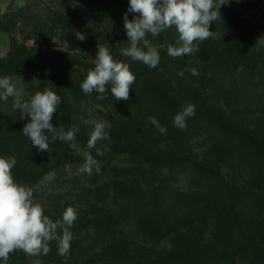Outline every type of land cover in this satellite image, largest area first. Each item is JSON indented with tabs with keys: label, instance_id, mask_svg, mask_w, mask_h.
I'll use <instances>...</instances> for the list:
<instances>
[{
	"label": "rangeland",
	"instance_id": "obj_1",
	"mask_svg": "<svg viewBox=\"0 0 264 264\" xmlns=\"http://www.w3.org/2000/svg\"><path fill=\"white\" fill-rule=\"evenodd\" d=\"M98 1L100 2L95 0H0V28L5 27L7 23L10 26L9 32L0 31V78L11 77L12 83L21 93L22 100H27L37 92L34 89L42 73L35 72L34 69L24 70V74L20 77L14 70L13 65L16 62L11 52L13 39L20 44L25 42L30 48L36 47L38 51L36 57L41 56L37 60L36 67H41L40 62L52 63L54 67L50 72L56 77H68L74 71L77 75V70H74L76 66L88 72L94 67L97 45L91 50L82 51L83 49L79 47L84 45V41L80 36L73 34V25H65V28L62 27L60 30L57 26L58 18L70 17L72 12L78 9L81 14L86 15V19L87 17L97 19L102 15L104 6L109 5L112 7V18L104 23L105 27L103 24L98 29L99 33L102 31L104 33L97 44L110 50V39L107 35L116 32L126 36L120 45L123 48L129 47L123 21L126 13L129 20L135 15L127 11L129 0ZM6 20L12 21L13 26ZM253 32L255 27L251 26L225 35H213L212 38L203 42H197L199 52L195 55H186L182 58H172L167 54L166 47H160L165 42L175 44L178 33L174 26L156 37L149 34L147 38L158 50L160 56L157 69H150L141 62L137 64L121 60L129 65L130 71L136 77L129 93L130 98L126 101H116L109 88L106 98L98 100L99 94L94 91L90 96L88 95L90 98L82 106V114L79 115L78 120L79 127L90 135L95 123L105 119L111 122L112 128L121 123L130 125L135 117L145 116L149 112L156 113L162 121L165 118L161 111H168L167 114L171 117L172 114L169 112L172 111L171 109L163 106L164 108L160 110L156 106V103L162 100L161 95L168 92L169 86L162 79L165 71L169 69L171 72L178 69L182 73L190 72L192 75L191 69L187 68L188 65L194 67L200 60L203 64L197 68L194 67L199 72L197 76L200 78L201 75L210 74L211 76L212 73L223 71L220 65L227 61L245 67L263 68L264 46H261L259 36ZM30 35L32 39L27 40ZM140 46L143 47L142 44ZM48 50L50 55L45 54ZM55 50L61 55H52ZM241 79L243 81L247 79V82L252 84L263 81L262 78H251L247 74H244ZM133 92L138 95H133ZM193 95L199 98H195L191 104L195 105L196 111H200L199 113L205 116L202 122L192 126H189L188 121L191 118L186 120V129L190 128L192 133L184 129L186 139L190 140L185 147L187 153L193 156L179 154L180 158L183 156L189 158V161L182 158L189 163L165 167L160 179L165 190H173L179 194L187 217L189 216L195 224L187 230L153 242L145 239L147 234L143 224L132 229L128 225L132 233L138 234L127 236L124 240L122 238L109 240L113 232L108 233L105 226L92 228L86 234L80 233L81 241L73 252H69L66 257L59 255L53 264H166L167 262H158L165 257L174 254L182 255V253L189 261L191 260L192 264H224V260L219 259V255L222 253L233 255V250L223 247L222 239L225 237L229 239L231 230L235 227L233 220L229 218L233 214L232 205L241 203V198L248 203V200L260 196L261 188L252 185L250 173L243 167L245 161L242 153L252 144L264 147V116L255 114L254 111L244 112L241 108L217 105L216 102L206 100V97L198 93ZM185 101L186 99H183L179 105L174 103L172 108L177 109H174L173 113L175 110L182 111L186 106ZM183 102L184 106H181ZM12 104V97H9L7 101L0 100V157H15L17 163H26L28 167L39 172L41 181L34 200L41 203L44 209L59 211L61 218L64 210L71 206L78 213L75 222L82 221L85 225L99 226L106 224L117 228L121 226L125 229L129 224L126 216L129 209L133 205L142 209L143 204L148 203V194L155 185L150 176L151 172L145 170V157L152 149L160 145L156 144L155 147V139L141 131L146 124L133 122L131 126L125 127L129 128L126 142H121L117 138L113 139L110 132V140L98 141V145H109L108 148L114 150V156L108 166H101L99 173L93 170L89 176L78 171L84 159L78 160L79 148L75 144L55 141L50 144L48 153L33 147L22 133V128L30 117L21 119V113L19 110H13ZM132 105H134L133 112L129 115L126 111L128 106ZM173 119L174 116L171 123ZM220 124L226 129H221ZM166 139L168 138L162 140ZM214 144L215 147H213ZM124 152L127 154H122ZM165 155L166 152L160 157L166 159ZM106 163L103 162L101 165ZM194 164L209 168L215 182L208 183L199 179V176L195 174L197 170ZM198 187L204 190L199 191L196 189ZM245 207L242 213L246 218L242 220L243 236H239L238 239H241L243 243L249 242V235L253 231L251 215L248 214L249 209ZM49 257V255H41L30 257L29 260L34 263L36 259H40L43 263H48ZM236 263L250 264L241 258H238Z\"/></svg>",
	"mask_w": 264,
	"mask_h": 264
},
{
	"label": "trees",
	"instance_id": "obj_2",
	"mask_svg": "<svg viewBox=\"0 0 264 264\" xmlns=\"http://www.w3.org/2000/svg\"><path fill=\"white\" fill-rule=\"evenodd\" d=\"M95 2L100 1L95 0ZM219 11L221 14V20L212 22L209 26V31L214 32V35H225L254 26L255 32H253V34L258 35L260 39H264V0H229V3L222 5ZM111 12L112 7L106 5L102 10V15L97 19L94 17H87L86 19V15L81 14V12L76 9V12H72L70 17H59L57 26L60 30H62V27L65 28V25H73V34L80 36L84 41V45L79 48H82V51L86 52L87 50L94 48L99 42L98 40L100 36L103 35L104 31L99 33L98 29H100L107 20L112 18ZM6 21L10 22L13 26L12 21ZM105 26L106 25L104 24V27ZM9 28V23H7L5 24V27L0 28V31L9 32ZM119 34L120 33L114 32L107 35L109 36L108 39H110V53L114 60L120 62L121 60H128L131 63L140 64V62L133 61L131 58H128L119 52L120 49L123 48V46L120 45L121 41L126 38L125 35ZM31 39L32 35H30L27 40ZM116 45H118L117 48ZM49 51L50 50L46 51L45 54L50 55L51 53ZM11 52L12 55H14V62H16V64L13 65L14 70L19 73L20 77L24 74V70L34 69L35 72L42 73V77L39 79V83L34 90L42 92L45 87H48L61 97V103L59 104L51 122H53L55 127H63L65 130H68L73 126H76L79 129L76 133L74 143H69L75 144L79 148V152L77 151L79 153L78 160L82 161L84 158L80 153L87 150V141L90 136L83 132L78 125L79 115L82 114V106L86 101H88V98H90V95H85L80 88L81 83L87 75V70L80 66H76V68H73L74 70H77V75H75L74 71V73L70 74L68 77L60 76V78L50 72V70L54 67L52 63L44 64L40 62L39 66L41 67H36L38 66L37 60L41 57H36V54H38L36 47L30 48L25 42L20 44L18 41L13 39ZM54 54L60 53L55 50V53H52V55ZM198 61L199 63L194 66L195 68L203 64L200 60ZM194 67L188 65L187 68L193 69ZM220 67L223 71L212 73L211 76L210 74L201 75L200 78L197 75H190V72H185L183 73L184 75H179L181 72L178 69H175L172 72L170 69L165 71V76L162 80L169 86L167 88L168 92L161 95L162 100L158 101L156 106L160 110L164 108L163 106L171 109L172 111H169L172 114L171 117L168 116V111L165 110L161 111L165 118L164 121L160 120L156 113L153 114L152 112H149L142 117L137 116L134 121H131V124L133 122L146 124L141 131L147 136L149 135L152 137V139H155V147L156 144L165 145L163 148L157 146L152 149L149 155H146L147 157H145V170L147 169V171L151 172V179L155 183L152 191L148 194V203L143 204L142 209L135 205L129 209V212L126 214L129 219V224H127L125 229L121 226L117 228L106 224L99 226L85 225L82 221L74 222V226L69 229L74 236V239L71 241L70 252H73V250L80 243V237H82L80 233L86 234L92 230V228H104L103 226H105L108 233L113 232V234L110 233L111 235L109 240H114L116 238H122V240H124L127 236H134L133 234H138L137 232L132 233L131 229L135 226L138 227L140 224H143L147 234L145 239L149 242H153L157 239L168 238L171 234H176L179 231L187 230L195 224L189 216L187 217L185 207H183L184 204L181 199H179V194L173 190H165L163 187L164 184L160 179L161 175L164 173L163 170L165 167H174L179 164L186 165V163H189V158L187 159V157L183 156L182 158L188 161L182 160V158L179 157V154H186L185 156L189 157L193 156V154L187 153V149L185 147V144H189L188 142L190 141L189 139H186V130L191 133L192 130L190 128L189 129L191 131L189 129L182 130L174 126V123H171L172 117L180 112L175 110V113H173L174 109L177 108H172V105L174 103L179 105L183 99H186V105L191 104V101L195 98H199L197 95L194 96L193 94L198 93L202 97H206V100L208 99L211 100V102H216L217 105L223 104L227 107L241 108L244 112L254 111L255 114H262L264 116V67H245L239 64H233L229 61L223 62ZM70 72H73V70H70ZM244 74L249 75L251 78H262L263 81H259L254 84L248 83L247 79L244 81L241 79ZM133 95L137 96L138 93L133 92ZM181 106H184V102ZM138 107L139 106H137V108ZM133 108L134 105L128 106L126 113L132 115ZM199 112L200 111H195V115L190 117L191 119H187L189 121V126L203 121L205 116ZM1 114L3 115V113ZM129 115L126 116L129 117ZM149 116L155 117L162 126L166 127V135L160 134L158 129L149 123ZM168 118L171 119L168 120ZM131 124L128 125L121 123L119 125H115L110 128L108 132H110L113 139L117 138L121 142H126L127 137L129 136V128L125 127H129ZM220 126L221 129H226L221 124ZM136 131L137 130H135V132ZM163 138L168 139L162 140ZM184 140H186V142ZM106 145L107 144H97V147L103 150ZM108 146L109 145H107L108 151L103 157L97 156L95 149L91 150V154L100 162V164L107 162L105 165L101 166H108L111 163L112 156H114V150L109 149ZM215 146L216 145L214 144L213 147ZM132 150L135 149L132 148ZM165 152L166 159H164V157H160L161 154H164ZM122 154L127 153L124 152ZM242 156L245 161L243 167L250 173L249 176L252 185L254 187L261 188L259 191L260 196L256 199L248 200V203L243 198H241V203L235 205L233 202V214L229 218L233 220V225L235 227L232 228V232L230 231V238L227 239L225 237L222 240L224 243L223 247L233 250L234 253L233 255L222 253L219 255V259L224 260V264H237L236 261L238 258H241L250 264H264V147L259 144H252L245 151H243ZM194 166L197 170L195 174L199 176V179L205 180V182L208 183L215 182L214 175L209 168L206 169L202 165L197 164H194ZM179 168L183 167L179 166ZM12 175L15 182L30 187L33 190L34 199L37 197L39 190L38 184L41 181V176L36 169L28 167L26 163L18 162L12 169ZM159 183L161 185H158ZM196 189L199 191L204 190L201 187ZM252 196L254 197V195ZM246 204H248V206H246ZM243 207H245V209H249L248 214L251 215L250 220L253 222V231L252 234L249 235V242L247 243H243L241 239L238 240L239 236H243L242 220L246 219L244 214H242L244 211ZM44 213L54 222L57 219H62L59 211L57 210L53 211L51 209H44ZM128 225L131 229H128ZM49 246L51 248V251L48 254L50 256V260L48 263H43V261L39 259L41 264H53L59 257L56 241H52ZM30 257L31 256L26 255L24 252L17 250L9 255V259L6 264H34L30 262ZM163 262H167L168 264H192L191 260L189 261L184 253H182V255L174 254L172 256L165 257L158 263ZM0 264H5V262L0 260Z\"/></svg>",
	"mask_w": 264,
	"mask_h": 264
},
{
	"label": "clouds",
	"instance_id": "obj_3",
	"mask_svg": "<svg viewBox=\"0 0 264 264\" xmlns=\"http://www.w3.org/2000/svg\"><path fill=\"white\" fill-rule=\"evenodd\" d=\"M227 3L229 0H129L127 11L135 15L131 20L127 13L123 17L129 47L121 49V53L150 69L157 68L160 63L159 52L147 36L156 37L174 26L178 33L175 44L165 42L160 47H166L167 54L172 58L195 55L199 52L197 42L213 37L214 32L209 31V26L221 20L220 7ZM259 43L264 45V39H259ZM97 48L94 67L88 70L80 85L82 92L91 95L95 91L99 94L97 99L103 100L110 88L116 101L128 100L135 75L127 63L114 60L107 47L97 44ZM190 71L192 75H199L195 68ZM9 97L13 98V110H19L21 119L30 117L22 133L38 151L48 153L50 144L55 141L74 143L79 131L76 126L65 130L51 123L61 97L50 88L45 87L42 92L38 91L27 100H22L11 77L6 76L0 78V100L7 101ZM195 111V105H186L174 116V126L186 129V120L194 116ZM148 121L160 134L166 135V127L155 117L149 116ZM110 128L111 122L106 119L95 123L87 141V150L80 153L84 162L78 168L79 173L90 176L93 170L100 172L101 164L91 154V150L95 149L96 155L100 157L106 154L107 146L102 150L97 147V143L110 140ZM160 147L165 145L161 144ZM16 163L15 157H0V260L6 264L9 255L17 250L31 257L46 256L51 251L49 245L52 241L57 243L58 254L66 257L74 239L69 229L77 219L76 209L67 207L62 219L54 222L45 215L42 204L34 200L33 190L15 182L12 169ZM34 264H41V261L36 259Z\"/></svg>",
	"mask_w": 264,
	"mask_h": 264
}]
</instances>
